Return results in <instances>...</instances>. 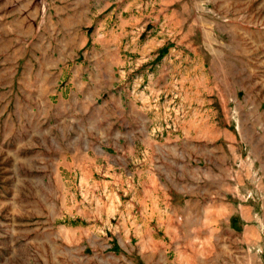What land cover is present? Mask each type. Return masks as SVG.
<instances>
[{
	"label": "rangeland",
	"instance_id": "rangeland-1",
	"mask_svg": "<svg viewBox=\"0 0 264 264\" xmlns=\"http://www.w3.org/2000/svg\"><path fill=\"white\" fill-rule=\"evenodd\" d=\"M0 264H264V0H0Z\"/></svg>",
	"mask_w": 264,
	"mask_h": 264
}]
</instances>
